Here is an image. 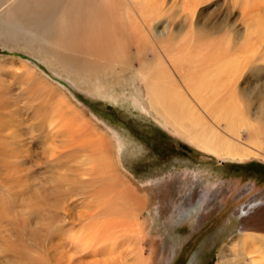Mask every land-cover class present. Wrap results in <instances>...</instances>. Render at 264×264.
Segmentation results:
<instances>
[{"label":"bare ground","instance_id":"obj_1","mask_svg":"<svg viewBox=\"0 0 264 264\" xmlns=\"http://www.w3.org/2000/svg\"><path fill=\"white\" fill-rule=\"evenodd\" d=\"M150 1L125 0L123 5H119L116 0H14L0 19L11 26L0 32V39L17 43L21 38L26 45H36L39 53L48 56L55 66L52 68L55 73H58V67L77 79L74 87L78 89L95 93L99 98L129 97L146 115L203 154L224 162L264 160V122L262 116L250 113L249 105V102L253 105L257 103V110L263 114L264 90L254 95L244 94L241 92L243 89L238 88L248 66L243 62V57L252 56L262 45L264 17L255 23L253 20L264 15L263 10L262 16L258 11V16L254 13L257 8L260 9L257 5L264 7V0H229V13L236 7L249 8L250 12L247 19L250 26L243 31L241 41L235 44L230 42L229 37L221 41L215 38L216 35L210 36L208 22L201 24L194 17L195 7L204 0H182L183 9L175 11L174 16L170 15L168 22H162L166 33L155 35L158 38L156 42L145 41L139 48L136 55L143 58V54L150 51L153 57L138 61L140 68L135 69L132 68V60L127 63L126 56L120 58L119 52L135 36L146 37L144 32H140V25L155 29L154 24L162 18L165 9H158L154 4L152 6ZM125 3L133 4L136 14ZM180 12L184 14L180 20L177 16L176 20ZM137 16L142 22L138 21ZM68 46L74 48L68 49ZM55 47H59L64 55L56 54ZM19 66L15 70H20L17 81L22 95H30L34 90L43 91L39 92L41 98L31 99L37 102L36 107L31 103L26 105L33 107L31 117L37 128L34 132L41 127L46 162L54 168L63 167L60 166L62 159L74 162L66 170L59 168L54 178L58 184L57 191L64 190L65 193L70 190L71 195L74 193L70 196L71 199L75 198L76 205L75 218L69 219V228L62 225L64 230L54 233L61 241L49 242L56 252L51 262L156 264V261L147 263L143 258L142 244L147 239L143 232L144 223L147 222L144 211L148 198L146 191H140L146 188L141 189L131 183L129 173L123 168L121 137L118 139L117 134L105 126L100 127L70 104H66V108L61 104L58 107L49 106L50 102L60 103L67 99L59 97L56 91H52V94L45 92L42 87L46 79L34 67L26 62H20ZM126 72L129 73L128 81L123 78ZM35 74L42 80L33 84L30 79ZM110 78L113 82L107 85ZM122 79V84H116L117 80ZM243 133L245 139L241 137ZM3 141H0V145L4 144ZM8 145L6 151L10 152L12 147ZM4 162V171L8 176L4 177L15 182L13 176L21 174L22 170L15 167L11 155ZM191 177L196 180L194 173ZM145 183L148 187L153 184L151 180ZM167 183L166 180L155 183L159 195L167 194ZM206 196L208 193H205ZM0 200V240L5 234L24 243L22 233L25 232L29 244L48 243V222L31 223L32 213L30 207L24 204L25 199L19 198V205H13L14 209L6 207L7 199L0 197ZM263 202L259 199L249 208L242 209L240 218L247 217L258 206L264 205ZM159 210L149 211L148 214L159 218ZM1 219L5 222H1ZM18 220L20 225L23 224L20 229H15ZM240 226L239 236L225 245L215 264H264V235L245 234L246 225L241 223ZM67 246L69 250H65ZM35 258L41 264H48V260L40 257L41 260L39 255Z\"/></svg>","mask_w":264,"mask_h":264},{"label":"rangeland","instance_id":"obj_2","mask_svg":"<svg viewBox=\"0 0 264 264\" xmlns=\"http://www.w3.org/2000/svg\"><path fill=\"white\" fill-rule=\"evenodd\" d=\"M116 1L119 5H123V1L125 2V0ZM151 1L152 6L154 4L158 9H165L162 18L154 24L155 29L140 25V32H144L146 37L135 36L128 45L122 46L119 52L120 58L123 55L126 56L127 63L132 60V68L135 69L140 68L141 64L138 61L153 57L150 51L144 53L143 58L141 55H136L139 48L145 41L156 42L158 38L155 35L166 33L163 23L168 22V17L174 16L175 11L183 9L182 0ZM13 2L14 0H0V19ZM228 2L229 0H204L195 7L194 17L202 24L212 19L216 22L222 20L223 26L225 25L223 30H226V24L229 22L227 16L231 14V12L229 14L227 12V6L230 7V2ZM119 5L116 4L118 7ZM126 5L133 14H136V7L133 4ZM258 6L260 9L257 8L258 10L256 9L254 13L256 16L258 13L262 16L264 7L262 5L256 7ZM248 10L249 8L236 7L230 16V22L241 23L240 37L245 28L250 26L247 22L250 13ZM261 10H263V14ZM183 14L180 12L175 19L177 20L178 16L180 20ZM138 17V21L142 22V19ZM263 17L264 15L261 18L258 16L253 20L254 23L262 21ZM9 27H11L9 23L0 21V32ZM235 30L236 27L232 26L231 33ZM173 32L175 33L174 29ZM228 37L230 39L228 35L227 40ZM262 41L264 42V38H262V45L260 44L258 50L264 48ZM230 42L233 43L231 39ZM72 48L74 47L68 46V49ZM54 52L64 55L59 47H55ZM17 62L19 64L26 62L44 75L46 80L43 82L44 87L42 88L45 92L52 94V91H56L59 97L67 99L60 103L50 102L49 106L58 107V104H61L66 108L65 105L70 104L93 119L100 127L105 126L115 135L117 134L118 139L121 137L119 139L121 141L120 158L123 168L131 177L128 179L139 188H146L140 191H146V198H148V204L144 211L147 222L143 226L144 236L147 239L142 244L143 258L147 263L156 261V264H215L219 252L231 240L239 236L241 223L246 225L243 231L245 234L264 235V205L258 206L247 217L240 218L242 209L249 208L259 199L264 201V160L249 159L242 163L224 162L203 154L192 148L186 141L179 139L176 134L166 130L151 116L146 115L129 97L99 98L97 95L95 96V93L78 89L76 86L74 87V81L77 79L67 75V72L58 67L56 69L58 73H55L52 69L55 66L50 62L48 56L39 53L36 45H26L21 38L17 43H9L0 39V90H2L0 91L2 92L0 95V141L5 140L4 144L0 145V162L3 164H0V197L8 200L11 195V199L9 198L6 205L9 207L8 209L17 207L18 200L22 197L23 200L25 199L24 204L30 207L32 213L30 222L34 225L38 222H48L50 230L48 243L42 242L38 245L29 244L25 232L22 233L24 243H19L16 237L13 239L14 236L10 238L4 234V238L0 240V264H41L36 261V255H39V258H44L45 261L48 260V264H54L55 262H51V260L56 252L49 246V242L59 243L61 239L54 233L61 230L62 225H65L66 229L69 228L71 224L69 219L74 220L75 218L76 200H74L75 198L71 199L74 193L71 195L70 190L65 193H63L64 190L57 191L58 184L55 183L54 178L60 167L54 168L46 162V155L42 148V142L44 144L45 140L42 138L41 127L36 133L34 132L37 128L34 127L35 122L31 117L33 107L30 108L26 105V103H31L36 107L37 102L31 99H37L39 92L43 93V91L34 90L32 95H22L17 81L20 70H15L21 66ZM256 65L264 67L262 62H256ZM128 74L126 72L123 77L127 81L129 80ZM249 76L250 73L245 75L240 83V88L246 87L247 84L244 82ZM48 78L50 80H47ZM251 79L264 80V73ZM30 80L36 84L42 78L35 74ZM111 82H113L111 78L108 79L107 85L112 84ZM122 83L123 79L116 82V84ZM39 97L41 98V96ZM262 103L264 104V102ZM249 105L250 113L258 114V117L262 116L261 120L264 122V113L261 114L257 110L259 105L257 103L253 105L251 102ZM254 106H256L255 110L252 109ZM241 137L245 139V133ZM8 144L12 147L10 152L6 151ZM10 145L8 146L10 147ZM7 155H11L12 161L15 160V167L22 170L21 174L13 176L15 182L7 179L8 176L4 171L6 168L4 161L8 159ZM21 159L23 160L21 161ZM63 160L60 165L63 166L60 168L61 170L74 165V162ZM63 162L66 166L63 165ZM61 173L60 171L59 174ZM65 173L67 172L65 171ZM193 173L196 175V180L191 177ZM5 175L7 177H4ZM149 180L153 184L148 187L145 181ZM163 180L169 182L167 183V194L164 196L159 195L155 187V183H161ZM48 187L49 192H47ZM161 192L165 193L164 190ZM205 193H208V196L205 197ZM39 194L42 197L38 196ZM35 196L37 197L35 198ZM33 199L35 201H32ZM205 199L208 201L205 202ZM158 209H160L159 218L148 214L149 211H158ZM0 217L2 218V215ZM10 217L16 218L12 215ZM1 222L5 221L1 219ZM22 224L20 225L18 220L14 228L20 229ZM39 227L42 228V225L39 224ZM46 231L48 230L46 229ZM51 235L54 238L50 237ZM40 237L42 239V236ZM40 237L37 238L40 240ZM67 248L65 247V250H69Z\"/></svg>","mask_w":264,"mask_h":264},{"label":"crops","instance_id":"obj_3","mask_svg":"<svg viewBox=\"0 0 264 264\" xmlns=\"http://www.w3.org/2000/svg\"><path fill=\"white\" fill-rule=\"evenodd\" d=\"M197 5H199V4H197ZM227 9L229 10V8H227ZM228 10H227V12L229 14V11ZM232 13H234V11ZM231 14H229V16H227L229 22H228V24L225 23L226 24V27H227L226 28V31L222 30V29H225V28H222V26H223L222 20H220L219 22H216V20H214V19H212L211 21H208V25H210V29H209V32L210 33L208 32L209 35L210 36H213V37H215V35H216L215 38L218 39V40H221V41L222 40H225L226 41L227 36L229 35L231 41L234 44L235 43H238L239 41H241V38H240V34H241V23H238L237 24L236 22H230V16H231ZM215 24H217V25H215ZM215 26H216V29L214 28ZM232 26H235L236 27V30L231 33V27ZM222 35H224V36H222ZM237 39H238V41H237ZM263 45H264V42H263ZM258 55H259V57L261 56L263 59L261 57L259 58ZM244 58H245V61H243V60L242 61L244 63L246 62V64L248 65L247 66L248 70L246 71V74L247 73H250V76H249L248 80L244 82V83L247 84L246 87L240 88V84H238V88L240 90L243 89V90H241V92L243 91L244 94H246L245 92H247L248 94L255 93L254 95H256L259 92H262L264 90V88H263L264 87V80H252L251 78L252 77H255L256 78V77L259 76V74H262V72H264V70H263L264 67L263 66H260L259 67L258 65H256V62L258 63L259 61L262 62V64H264V61H263L264 60V48H261L260 50H258L252 56L250 55V56L243 57V59ZM246 59H247V61H246ZM256 73H257V75H256ZM243 79H244V77L242 78V80ZM242 80H240L239 83H241ZM249 96H251V95H249ZM251 99H252V97H251ZM255 108H256V106L252 107V109H254V110H255Z\"/></svg>","mask_w":264,"mask_h":264}]
</instances>
